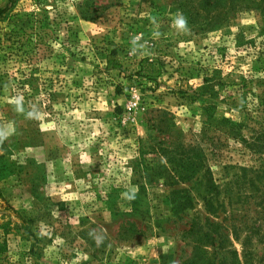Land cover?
I'll list each match as a JSON object with an SVG mask.
<instances>
[{
  "label": "rangeland",
  "instance_id": "1",
  "mask_svg": "<svg viewBox=\"0 0 264 264\" xmlns=\"http://www.w3.org/2000/svg\"><path fill=\"white\" fill-rule=\"evenodd\" d=\"M189 13L179 0H0V126L13 129L0 145V264H183L210 185L230 213L226 184L262 159L215 128H264V6L210 30ZM191 147L201 173L174 185L168 158Z\"/></svg>",
  "mask_w": 264,
  "mask_h": 264
},
{
  "label": "trees",
  "instance_id": "2",
  "mask_svg": "<svg viewBox=\"0 0 264 264\" xmlns=\"http://www.w3.org/2000/svg\"><path fill=\"white\" fill-rule=\"evenodd\" d=\"M263 6L264 0H179L180 10L184 13L190 12L189 14L197 21H202L200 23L206 25V30H210L214 24L226 20L229 15L240 10H255ZM143 63L145 66L148 62ZM208 111L216 112L213 106L208 107ZM216 123L218 125L215 130L221 129L227 136L242 142L248 151L262 159V165L258 169L242 168L241 174L226 184L224 193L227 194L226 198L232 201L230 213L227 212L224 202L215 203V197L219 199L221 196L220 188L210 185L205 192L208 197L203 196L204 200H208L207 217L193 222L191 229L183 231L191 239L190 245L193 247L191 257L183 264H261L264 263V128L254 130L253 136L246 139L243 134L244 127L231 119ZM187 151L181 161L176 162L168 158L169 163L176 167L174 175L169 176L174 185L191 183L201 173L203 151L198 147H191ZM160 177L164 178V174ZM236 187L239 197L236 203L240 204V207L236 206L233 196V188ZM246 188L248 193L244 194ZM252 205L256 208L253 215L249 214ZM222 214L226 215L223 223L211 221V216L219 220ZM231 240L241 244L242 254L234 248Z\"/></svg>",
  "mask_w": 264,
  "mask_h": 264
},
{
  "label": "clouds",
  "instance_id": "3",
  "mask_svg": "<svg viewBox=\"0 0 264 264\" xmlns=\"http://www.w3.org/2000/svg\"><path fill=\"white\" fill-rule=\"evenodd\" d=\"M153 23L154 24L156 23L155 19H153ZM173 27L178 32H181V33H186L190 31L188 27L187 17L182 12L178 11L176 13L175 18L173 20ZM154 36L158 38L160 36V33L155 32ZM140 39H141V35L132 37L131 44L133 45V47L131 50V54H135L138 48L142 49L144 47L143 44L139 43ZM11 102L15 105V111H17L18 113H24L25 109L23 107V97L22 96H17L13 98ZM40 116L41 114L36 110L27 112V118L29 119H39ZM12 132H13V129L11 128V126H0V145H2L4 141L7 140L12 135ZM122 196H124L128 200H134L136 199V196H137V189L133 188L127 192H124L122 193ZM90 235H92L93 238L95 239L97 246L103 243L104 237L95 235V230H93V232H91Z\"/></svg>",
  "mask_w": 264,
  "mask_h": 264
}]
</instances>
